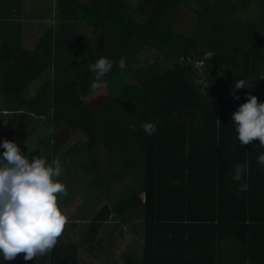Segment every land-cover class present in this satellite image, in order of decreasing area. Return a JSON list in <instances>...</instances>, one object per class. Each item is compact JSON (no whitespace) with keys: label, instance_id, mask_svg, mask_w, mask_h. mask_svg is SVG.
<instances>
[{"label":"trees","instance_id":"16d2710c","mask_svg":"<svg viewBox=\"0 0 264 264\" xmlns=\"http://www.w3.org/2000/svg\"><path fill=\"white\" fill-rule=\"evenodd\" d=\"M55 1V27L28 49L13 12L22 1L0 0V141L5 124L6 139L20 149L36 128L48 131L25 153L61 159L68 195L60 199L66 214L82 199L81 211L67 215L80 235L65 241L66 224L50 252L29 260L21 252L5 264H80L78 248L96 257L101 250L114 264H264V165L257 162L264 147L258 138L241 145L231 119L249 94L264 101V0L198 8L189 0ZM182 6L195 13L190 29H178ZM79 21L92 28L93 42L76 38ZM145 49L166 67L136 65ZM100 57L114 66L92 97L90 65ZM122 57L123 70L115 65ZM243 78L249 88L235 99ZM144 122L157 131L148 135ZM66 130L80 139L64 151L55 137ZM132 217L143 222L140 261L129 252L116 262L112 234L104 239L103 230ZM101 232L108 242L100 249Z\"/></svg>","mask_w":264,"mask_h":264},{"label":"clouds","instance_id":"9594fccd","mask_svg":"<svg viewBox=\"0 0 264 264\" xmlns=\"http://www.w3.org/2000/svg\"><path fill=\"white\" fill-rule=\"evenodd\" d=\"M115 65L123 70L125 58ZM114 61L100 57L90 65L95 80L108 74ZM248 80H237L231 94L239 99L238 89L248 87ZM100 85L95 81L93 88ZM236 137L241 145L258 138L264 147V101L255 95H248L232 114ZM141 127L148 135L157 131L153 122H144ZM0 264L14 259L23 252L24 260L43 256L57 244L66 224L69 222L61 203L68 195L67 187L59 178L64 168L59 157L49 161L41 155L22 152L15 139L0 141ZM31 157V158H30ZM257 162L264 165V153L257 156ZM247 164H237L232 179L240 181ZM240 191H247L248 184L242 183Z\"/></svg>","mask_w":264,"mask_h":264},{"label":"rangeland","instance_id":"374dc122","mask_svg":"<svg viewBox=\"0 0 264 264\" xmlns=\"http://www.w3.org/2000/svg\"><path fill=\"white\" fill-rule=\"evenodd\" d=\"M23 8L21 10L15 9L16 11L13 12L16 15V19H23V22L26 25H28L27 30L28 35H26V43L25 46L27 48H35L36 41H39L45 34L46 30L49 28H53L56 25V13H55V0H21ZM83 5L89 6L91 0H79ZM202 1H209V0H189L190 4H193L195 7H200L202 5ZM213 1V0H210ZM243 2V0L238 1ZM90 7V6H89ZM180 21H178L177 24H179L178 28L179 30L181 28H192V26L196 22L195 13L192 10H189L186 6H182L180 9ZM244 11H240L239 14L236 16V20L239 22L244 21ZM259 12L257 13L258 18ZM138 17V16H137ZM140 20H143L142 17H140ZM18 19V20H19ZM139 19V18H138ZM32 26L29 28L30 25ZM77 36L79 40L85 39L88 42L94 41V34L92 28L87 25L86 22L79 21L77 23ZM41 31V32H40ZM27 44V45H26ZM210 56L212 54H209ZM137 62L136 65H150L151 63H154L155 61H161L163 62V66L166 67V63L161 55L153 49H145L142 51L136 59ZM172 64L175 63L174 60L171 61ZM202 63H197V67L201 68ZM100 86L92 89V97L97 96L102 91H104L105 82L102 80L96 81ZM35 90V87H33ZM32 89V91H33ZM1 102V101H0ZM42 122H37L35 124V128ZM2 136L6 139V130L7 125H4ZM42 132L46 133L48 132L45 128L42 126L35 129L34 134L31 137H28L23 145L21 147V151L25 152L27 148L32 149L37 144V138L41 136ZM1 133V132H0ZM80 139V136L75 131H62L57 134L55 137V140L63 142L62 150L66 151L71 146H73L78 140ZM73 169V166H72ZM106 177V175H105ZM86 186V185H85ZM88 193H94L90 189L87 190ZM82 205V199H79V196L76 197V200L73 201V204L69 206L71 213L69 212V215H73L76 212L81 211V207H78V205ZM65 208V207H64ZM80 208V210H79ZM87 211V209H84V212ZM67 214V215H68ZM81 225V224H80ZM67 236L65 241L72 242V243H78L79 235H80V227L77 222L72 221L69 223L66 227ZM103 238L106 239L107 237H110L113 239V244H115L117 249V253L114 256V259L116 262H118L119 257L122 256V254L131 252L133 255H135L137 261H140V254H141V241L143 239V222L142 220H137L135 218H130L126 222H119L118 220L112 219L106 228L103 230ZM101 243L99 244V248H103V246L108 242L107 240L102 241V232H101ZM97 253V257L91 253H87L82 248H78V261L80 264H107L104 262L108 261L110 264L112 263V260L110 256H107L105 254H102V251ZM116 264V263H115Z\"/></svg>","mask_w":264,"mask_h":264},{"label":"crops","instance_id":"0c3cea01","mask_svg":"<svg viewBox=\"0 0 264 264\" xmlns=\"http://www.w3.org/2000/svg\"><path fill=\"white\" fill-rule=\"evenodd\" d=\"M21 23H22V26H23V28H22V33H23V38H24V40H25V43H26V35H28V30H27V27H28V25H26V27H25V24H24V22H23V19H21ZM30 25V24H29ZM32 26L30 25L29 26V28H31ZM50 29V28H49ZM41 32V31H40ZM48 32V29L46 30V33ZM36 43H37V41H36ZM27 45V44H26ZM26 47V46H25ZM27 48V47H26ZM28 49H32V48H28ZM66 208V207H65ZM64 208V209H65ZM66 210V209H65ZM71 223V222H70ZM67 224H69V223H67ZM68 237V236H67Z\"/></svg>","mask_w":264,"mask_h":264}]
</instances>
